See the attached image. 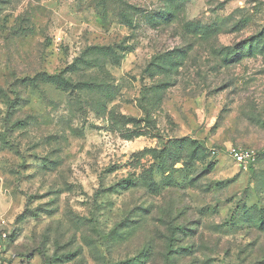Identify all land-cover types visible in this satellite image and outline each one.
<instances>
[{"label":"rangeland","instance_id":"obj_1","mask_svg":"<svg viewBox=\"0 0 264 264\" xmlns=\"http://www.w3.org/2000/svg\"><path fill=\"white\" fill-rule=\"evenodd\" d=\"M0 215L12 264H264V0H0Z\"/></svg>","mask_w":264,"mask_h":264},{"label":"built area","instance_id":"obj_2","mask_svg":"<svg viewBox=\"0 0 264 264\" xmlns=\"http://www.w3.org/2000/svg\"><path fill=\"white\" fill-rule=\"evenodd\" d=\"M56 42L60 44L62 37L57 36ZM228 154L244 168H247L248 164L255 159V153L252 150L238 146L229 147ZM9 228L6 220L0 215V264H12L10 250L8 249V243L12 235Z\"/></svg>","mask_w":264,"mask_h":264},{"label":"trees","instance_id":"obj_3","mask_svg":"<svg viewBox=\"0 0 264 264\" xmlns=\"http://www.w3.org/2000/svg\"><path fill=\"white\" fill-rule=\"evenodd\" d=\"M11 237H12V235H11ZM11 240V239H10ZM10 242V241H9ZM8 245H9V243H8ZM9 249V248H8Z\"/></svg>","mask_w":264,"mask_h":264}]
</instances>
